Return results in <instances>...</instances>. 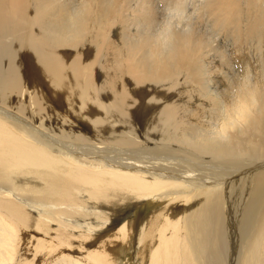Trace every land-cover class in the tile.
I'll list each match as a JSON object with an SVG mask.
<instances>
[{
	"label": "bare ground",
	"instance_id": "bare-ground-1",
	"mask_svg": "<svg viewBox=\"0 0 264 264\" xmlns=\"http://www.w3.org/2000/svg\"><path fill=\"white\" fill-rule=\"evenodd\" d=\"M164 1L0 0V264H264L263 78Z\"/></svg>",
	"mask_w": 264,
	"mask_h": 264
},
{
	"label": "rangeland",
	"instance_id": "rangeland-1",
	"mask_svg": "<svg viewBox=\"0 0 264 264\" xmlns=\"http://www.w3.org/2000/svg\"><path fill=\"white\" fill-rule=\"evenodd\" d=\"M188 1L191 3V5L188 9L187 18L184 20L185 24L186 25L192 24L191 27L193 29V32H195L194 34L195 37L196 36L203 37L205 42L206 43L208 42L206 46L209 45L208 47L205 48V50H203V52L204 51L206 52V53L204 52L203 54V57L206 55L204 63L209 65V67H212V65H214L215 62H217L216 65H220V67L226 65L231 70V73L233 75V82L237 81V79L240 76V73L237 72V70H242L246 68L245 71L246 74L259 75L261 78H263L262 84H264V56H262L264 54V50H263L264 38H263V45H261L259 43L261 39L259 36L255 37L254 35L253 36L250 35L251 33L250 34L248 33V27L250 25L248 15L253 13L254 9H256L259 13H263L264 0H234V4H232V9H231L232 14L228 22L224 24L222 23L215 24L214 21L215 18H217L216 17L217 15L210 12L211 10L214 9L217 2L212 1V4L204 5V3L201 2H193L191 0ZM157 2L158 3L154 5L156 8V12H158L156 13V16L162 18L165 17L166 15H169L171 11L168 10V7L170 6V2L164 0H157ZM201 5H203V7H201ZM254 44H256L255 47ZM249 49H251V51ZM252 54H254V57ZM247 56L248 57L251 56L250 57L251 60L250 59L248 60ZM232 57L235 58L233 59ZM253 59L257 62H255ZM254 62L255 64H258L260 62L259 63L260 66L258 65L259 66L258 67L257 65L254 64ZM237 65L239 68L235 67ZM251 65L252 66L255 65V66L252 68ZM216 74L217 72L210 73L211 76H214ZM217 83L219 84V86L222 85L219 82ZM227 83H230L228 78H227ZM145 211L141 210V205L139 203L134 204L131 210V212L136 213V217L141 213L149 212V210H145ZM131 218H133V216ZM240 245H241L240 242L234 245L233 256L235 258L232 259L233 262L231 261L230 264H238V263L241 264V255L243 250L241 247L242 245L241 246ZM133 256L134 254L122 255L121 262L123 264H132ZM133 264H138V263H133Z\"/></svg>",
	"mask_w": 264,
	"mask_h": 264
},
{
	"label": "snow or ice",
	"instance_id": "snow-or-ice-1",
	"mask_svg": "<svg viewBox=\"0 0 264 264\" xmlns=\"http://www.w3.org/2000/svg\"><path fill=\"white\" fill-rule=\"evenodd\" d=\"M225 117H227V113H225Z\"/></svg>",
	"mask_w": 264,
	"mask_h": 264
}]
</instances>
